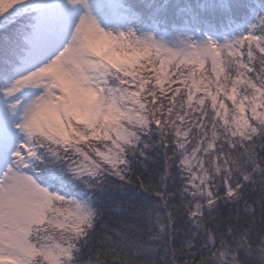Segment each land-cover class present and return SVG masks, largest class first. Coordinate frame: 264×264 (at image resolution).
<instances>
[{"label":"snow or ice","instance_id":"obj_1","mask_svg":"<svg viewBox=\"0 0 264 264\" xmlns=\"http://www.w3.org/2000/svg\"><path fill=\"white\" fill-rule=\"evenodd\" d=\"M0 264H264V0H0Z\"/></svg>","mask_w":264,"mask_h":264}]
</instances>
